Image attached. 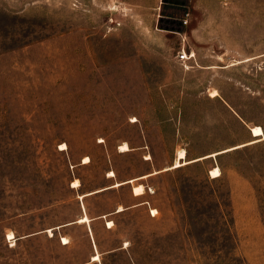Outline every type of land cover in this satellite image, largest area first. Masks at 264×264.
<instances>
[{"label":"rangeland","instance_id":"1","mask_svg":"<svg viewBox=\"0 0 264 264\" xmlns=\"http://www.w3.org/2000/svg\"><path fill=\"white\" fill-rule=\"evenodd\" d=\"M255 125L264 0H0V264H264Z\"/></svg>","mask_w":264,"mask_h":264},{"label":"bare ground","instance_id":"2","mask_svg":"<svg viewBox=\"0 0 264 264\" xmlns=\"http://www.w3.org/2000/svg\"><path fill=\"white\" fill-rule=\"evenodd\" d=\"M252 135H253V139L252 140H250L248 142H245V143H242V144H239V145H236L234 147L236 148V147H241V146H245V145H248V144L256 143V142H259V141H264V128L261 125L253 126L252 127ZM63 145L64 146H62V148L65 149L67 147V145L65 143ZM119 148H120V151L130 150V146L126 142L121 144ZM147 158L149 159V156ZM196 160H198V158L188 159L187 158V151L185 149H179L178 152H177L175 163L170 168H177V167L183 166L185 164L194 162ZM90 161H91V159L89 157H86L84 159L83 163L86 164V163H89ZM154 173H157V171H155ZM210 174H211L212 177H218V176L221 175V170H220L219 167H214L213 169H211ZM109 176L110 177L111 176H116L115 171H111L109 173ZM146 176H148V175L141 176L139 178L146 177ZM139 178H130V179L126 180V181H123V180L122 181H118L117 180V181H115L112 184L111 187L120 186V185L125 184V183H133V191H134V193L135 194H144V192H145L144 191L145 190L144 185L140 184V183L139 184L135 183ZM81 185L82 184H81L79 179H76L75 181L72 182V187L73 188H77L78 189V188L81 187ZM97 191H99V190H97ZM94 192H96V191H94ZM90 193H93V192H90ZM90 193H87V195L90 194ZM85 195L86 194H80L79 195V199L84 198ZM118 208H119L118 211H122V210L125 209V207H123L122 205H120ZM156 211L157 210L154 209L153 212L156 213ZM77 222H79V223H89L90 224L91 223V218L89 217L88 214H84L83 216L79 217V219H77ZM112 222L113 221H111V222L109 221V223H108L109 227H112V225H110V224H112ZM60 227L61 226H58V227H55V228H60ZM55 228H51V229L48 230L51 235L53 234V230ZM8 234H9L10 238L16 237L13 232H9ZM63 240H64L63 241L64 244H67V243L70 242L68 237H63ZM101 260H102V258H101L100 252H97V253H95L93 255V261L100 262Z\"/></svg>","mask_w":264,"mask_h":264},{"label":"crops","instance_id":"3","mask_svg":"<svg viewBox=\"0 0 264 264\" xmlns=\"http://www.w3.org/2000/svg\"><path fill=\"white\" fill-rule=\"evenodd\" d=\"M194 52V51H193ZM196 59V58H195ZM190 67H192V68H194L195 66L194 65H191ZM250 129H251V127H250ZM109 176V174L107 175V177ZM142 176H145V175H142ZM110 177V176H109ZM111 177H115V176H111ZM139 177H141V176H138V177H133V178H139ZM147 177V176H146ZM146 177H142V178H146ZM142 178H139V179H142ZM130 179V178H129ZM138 179V180H139ZM128 180V179H127ZM122 181V180H121ZM123 181H126V180H123ZM113 184V183H112ZM112 184H110V185H108V186H105V187H101V188H99V189H96V190H94V191H96V192H94V191H88V192H85V193H80V194H86L85 196H84V198H81L80 200H82V208H83V211H84V213H83V215L84 214H87V212H86V206H85V202H84V199H85V197L86 196H89V195H92V194H94V193H97V192H101V191H104V190H107V189H109V188H114V187H111L112 186ZM125 184H127V183H125ZM125 184H122V185H120V186H123V185H125ZM116 187H119V186H116ZM133 188V187H132ZM77 189V188H76ZM79 189V188H78ZM97 190H99V191H97ZM90 192H93V193H90ZM134 192V191H133ZM87 193H90V194H88L87 195ZM79 194V195H80ZM134 195L135 196H139V195H142V194H135L134 193ZM79 197V196H78ZM120 206V205H119ZM119 209V208H118ZM118 209H117V211H118ZM82 215V216H83ZM79 219V218H78ZM91 220H92V218H91ZM76 222H77V220H76ZM111 222V221H110ZM77 223H79V222H77ZM87 225H88V227H89V229H90V233H91V235H92V229H91V227H90V224L89 223H86ZM111 225H113V222H112V224ZM93 241H95L94 239H93ZM94 245V247L96 248V251L94 252V254L95 253H97V252H100L99 250H98V247H97V244H96V242H95V244H93ZM93 254V255H94ZM101 254V253H100ZM93 255H92V261H93ZM100 264H102V260L99 262Z\"/></svg>","mask_w":264,"mask_h":264},{"label":"built area","instance_id":"4","mask_svg":"<svg viewBox=\"0 0 264 264\" xmlns=\"http://www.w3.org/2000/svg\"><path fill=\"white\" fill-rule=\"evenodd\" d=\"M194 57H195V53L193 51L188 52L185 49L182 50L181 53H180V55H179L180 60L182 62H184L185 66H188L187 65V60L192 59ZM153 211H154V209L153 208H150V212H151L152 215H156V213L158 212V211H156V213H154Z\"/></svg>","mask_w":264,"mask_h":264},{"label":"snow or ice","instance_id":"5","mask_svg":"<svg viewBox=\"0 0 264 264\" xmlns=\"http://www.w3.org/2000/svg\"><path fill=\"white\" fill-rule=\"evenodd\" d=\"M215 174V173H214Z\"/></svg>","mask_w":264,"mask_h":264}]
</instances>
